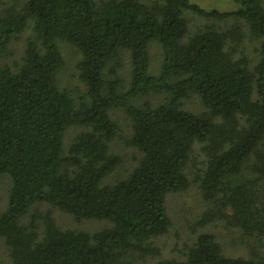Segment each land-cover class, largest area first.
Here are the masks:
<instances>
[{
    "label": "trees",
    "instance_id": "trees-1",
    "mask_svg": "<svg viewBox=\"0 0 264 264\" xmlns=\"http://www.w3.org/2000/svg\"><path fill=\"white\" fill-rule=\"evenodd\" d=\"M232 1L237 7L225 11L193 0H25L0 10V60L31 26L19 63L0 66V176L10 180L0 212L6 264H144L143 256L159 254L153 238L172 224L167 195L192 182L206 205L200 226L223 220L261 242L264 0ZM186 12L205 22L190 30ZM244 29L257 42L255 60L238 52ZM57 40L80 53L76 68L86 91L78 100L57 85L63 64ZM151 42L162 49L157 73L148 70ZM125 54L130 75L123 88L117 70ZM151 94L163 101L136 104ZM192 94L200 112L185 107ZM117 108L131 122L123 145L140 157L125 178L104 183L123 162L111 149L119 129L109 111ZM72 126L87 130L65 149ZM195 144L205 160L191 181ZM35 202L76 221L108 220L110 227L61 228L47 211L37 215L40 232L34 217L20 222ZM154 264H264V255L230 257L202 232L180 258Z\"/></svg>",
    "mask_w": 264,
    "mask_h": 264
},
{
    "label": "rangeland",
    "instance_id": "rangeland-1",
    "mask_svg": "<svg viewBox=\"0 0 264 264\" xmlns=\"http://www.w3.org/2000/svg\"><path fill=\"white\" fill-rule=\"evenodd\" d=\"M195 3L204 7L205 9L216 8L218 10H231L237 7L232 0H193ZM25 0H0V10L10 6L21 7ZM264 2V1H263ZM189 21L190 30H195L201 26L205 19L192 14L185 13ZM30 22V21H29ZM28 22V23H29ZM223 25V23H220ZM231 22L224 23L229 25ZM31 34V26L28 25L18 37H16L9 45L5 56L0 60V66L9 65L14 68L16 63L23 54L26 45V38ZM257 42L254 41L244 29V38L239 46L238 52L247 55L250 59L255 60L257 53L254 47ZM58 49L63 58V64L57 72V85L60 89L67 90L72 98L78 100L80 96L85 93V85L78 77V70L76 63L80 58V53L73 48L69 43L62 40H57ZM162 61V49L157 42H151L149 45V71L157 73L160 69ZM121 68L117 70V74L123 80L121 87H127L130 75L129 57L125 54L121 57ZM145 101L151 104H156L163 101V95L151 94L145 98L136 101L138 106H141ZM186 109L195 112L201 111L196 95L192 94L186 101ZM112 120L118 126V133L111 142V149L122 155L123 162L121 166H117L112 173H110L104 180V183H113L116 180L123 179L127 176L126 170H129L135 163V159L140 157V153L133 147H125L122 138L129 133L131 122L130 118L122 109H112L109 111ZM87 130L83 126H72L64 136V147L67 149L74 137L82 131ZM205 156L201 151L200 145L195 144L192 148L190 161L188 164L187 174L189 179L193 181L195 174L203 167ZM10 180L8 177L0 176V212L5 208L8 199V188ZM166 208L170 215L172 224L163 235L153 238L152 243L158 250V255L143 256L140 262L144 264H154L161 258H180L182 250L191 245L196 237L202 232H209L214 235L215 240L220 244L224 254L230 257L242 256L248 257L249 254L255 250L258 254L264 255V238L261 242L254 236L248 237L242 235L238 229L232 228L225 224L223 220H215L200 226L198 220L202 217L206 205L201 196L198 183L192 182L190 187L182 192L170 193L166 197ZM50 211L52 217L61 228H71L75 230H87L95 232L104 230L110 227L108 220L99 219H82L76 221L74 218L56 207H52L46 202H35L28 210V212L20 219L22 224H29L30 221L35 220V225L38 230L42 231V222L37 215ZM34 217V220L32 219ZM5 242L0 240V264H6L8 261V250Z\"/></svg>",
    "mask_w": 264,
    "mask_h": 264
}]
</instances>
